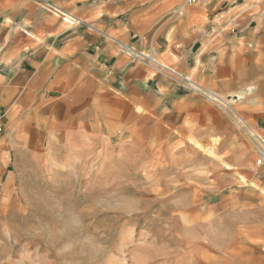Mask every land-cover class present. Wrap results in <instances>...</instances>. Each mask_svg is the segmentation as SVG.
Listing matches in <instances>:
<instances>
[{
    "label": "crops",
    "instance_id": "1",
    "mask_svg": "<svg viewBox=\"0 0 264 264\" xmlns=\"http://www.w3.org/2000/svg\"><path fill=\"white\" fill-rule=\"evenodd\" d=\"M0 126L1 198L157 159L207 192L195 264H264V0H0Z\"/></svg>",
    "mask_w": 264,
    "mask_h": 264
},
{
    "label": "rangeland",
    "instance_id": "2",
    "mask_svg": "<svg viewBox=\"0 0 264 264\" xmlns=\"http://www.w3.org/2000/svg\"><path fill=\"white\" fill-rule=\"evenodd\" d=\"M149 161L143 169L135 159L130 173L103 165L79 190L27 174L0 197V264L198 263L191 248L213 234L207 192L173 183L172 171ZM222 226L214 223L218 240Z\"/></svg>",
    "mask_w": 264,
    "mask_h": 264
},
{
    "label": "built area",
    "instance_id": "3",
    "mask_svg": "<svg viewBox=\"0 0 264 264\" xmlns=\"http://www.w3.org/2000/svg\"><path fill=\"white\" fill-rule=\"evenodd\" d=\"M196 2H197V0H189V4H195ZM51 9L54 10L56 13H58L60 15H63L64 16L63 18H64L65 21H67L69 23L74 21L70 16L64 14L60 9L54 8L52 6H51ZM122 48H123V50H125V52L128 55H130L134 59H137V60H139L141 62H144V63H146L148 65H158L157 62L149 55L140 54V53L136 52L134 49L129 48L127 46H123ZM157 67H158L159 73L160 72L162 73L163 70L165 69L163 66H157ZM169 71H171V70H169ZM171 73L175 77H177L179 81L181 80L180 84L185 89L190 90L192 92H196L198 94H203V97L208 99V100H210V101H214V102H220L221 101L219 96H217L215 94H211V93H208V92L207 93L206 92L200 93V90L198 89V87L194 86V84L192 83V81L189 78H186L184 76H180V75L176 74V72H174V71H171ZM228 102H231V99L228 100ZM0 131H1V126H0ZM258 139L260 140V138H258ZM261 143H263V142L260 141L259 145H261ZM261 154H262V151H261Z\"/></svg>",
    "mask_w": 264,
    "mask_h": 264
},
{
    "label": "bare ground",
    "instance_id": "4",
    "mask_svg": "<svg viewBox=\"0 0 264 264\" xmlns=\"http://www.w3.org/2000/svg\"><path fill=\"white\" fill-rule=\"evenodd\" d=\"M239 97V96H238ZM235 98H237V97H235ZM220 99H222V98H220ZM223 100V99H222ZM225 101V100H224ZM232 102H227V101H225L224 102V104L226 105V106H228V107H230L231 108V106L229 105V104H231ZM228 109V108H227ZM241 120V119H240ZM247 125V124H246ZM258 137L259 136H256V138L258 139ZM261 144H263V146H264V142L263 143H261ZM260 150L264 153V148H261L260 147ZM263 155V154H262Z\"/></svg>",
    "mask_w": 264,
    "mask_h": 264
}]
</instances>
